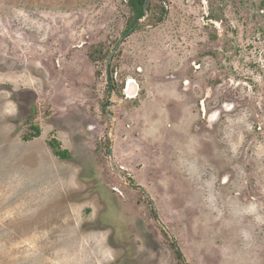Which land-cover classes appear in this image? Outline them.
<instances>
[{"label": "rangeland", "instance_id": "374dc122", "mask_svg": "<svg viewBox=\"0 0 264 264\" xmlns=\"http://www.w3.org/2000/svg\"><path fill=\"white\" fill-rule=\"evenodd\" d=\"M128 1L0 0V264H264V0H148L116 100Z\"/></svg>", "mask_w": 264, "mask_h": 264}, {"label": "water", "instance_id": "95a60500", "mask_svg": "<svg viewBox=\"0 0 264 264\" xmlns=\"http://www.w3.org/2000/svg\"><path fill=\"white\" fill-rule=\"evenodd\" d=\"M143 9H144V15L142 17H140L136 22L135 24L128 30L126 31V33L123 35L122 39L120 40V42L118 43L117 47L111 52L109 58H108V62H107V67H108V71H109V83H110V88H111V91L113 92L114 94V97L116 98V100H120L121 98L115 93L114 91V87L112 85V78H111V74H110V66H111V63L113 61V58L118 50V48L120 47L122 41L124 40V38H126L127 36H129L132 31H134L136 29V27L144 20V18L146 17V15L148 14V0H145L144 4H143ZM130 84L133 85V89L130 88ZM138 91H139V86L137 84V82L134 80V79H131L129 80V83H128V87L125 91V94L128 95L129 97H134V96H137L138 94ZM116 100L112 101L110 103V105H113ZM109 105V106H110ZM107 113L110 114V118H111V121L112 123L115 122V117L112 113H110L107 109ZM113 128L111 129V138H112V145H111V149H110V157H111V163L112 165L115 167L114 165V159H113V150H114V147H113ZM115 169L118 171V169L115 167ZM140 189L142 191H144V193H146V195L152 200V197L146 192V190L143 188V187H140ZM157 213V212H156ZM157 215V214H156ZM157 218H158V215H157ZM178 247V246H177ZM179 249V248H178ZM180 251V250H179ZM181 253V251H180Z\"/></svg>", "mask_w": 264, "mask_h": 264}, {"label": "trees", "instance_id": "16d2710c", "mask_svg": "<svg viewBox=\"0 0 264 264\" xmlns=\"http://www.w3.org/2000/svg\"><path fill=\"white\" fill-rule=\"evenodd\" d=\"M128 2H129L128 4L131 10L134 12V19L132 22V25H134L135 22L144 15L143 4L145 0H129ZM148 10H149V6H148ZM34 128L36 129V133L32 137L40 136L41 135L40 128L38 126H35ZM32 137L26 136L25 139L29 140ZM50 145L52 148H54L56 156L63 158V159L71 158V154L69 150L64 149L60 142L53 140Z\"/></svg>", "mask_w": 264, "mask_h": 264}, {"label": "bare ground", "instance_id": "6f19581e", "mask_svg": "<svg viewBox=\"0 0 264 264\" xmlns=\"http://www.w3.org/2000/svg\"><path fill=\"white\" fill-rule=\"evenodd\" d=\"M130 88H131V89H133V88H134L132 84H130ZM215 112H216V111H215ZM212 117H213V116H212Z\"/></svg>", "mask_w": 264, "mask_h": 264}, {"label": "flooded vegetation", "instance_id": "af4514ba", "mask_svg": "<svg viewBox=\"0 0 264 264\" xmlns=\"http://www.w3.org/2000/svg\"><path fill=\"white\" fill-rule=\"evenodd\" d=\"M127 87H128V85H127ZM70 154L72 155V153H70ZM140 187H142V186H140ZM143 188H144V187H143ZM143 192H144V191H143ZM149 199H150V198H149ZM150 201H151V203H153L151 199H150Z\"/></svg>", "mask_w": 264, "mask_h": 264}, {"label": "crops", "instance_id": "0c3cea01", "mask_svg": "<svg viewBox=\"0 0 264 264\" xmlns=\"http://www.w3.org/2000/svg\"><path fill=\"white\" fill-rule=\"evenodd\" d=\"M113 147H114V144H113ZM113 153H114V150H113ZM114 156V155H113Z\"/></svg>", "mask_w": 264, "mask_h": 264}]
</instances>
